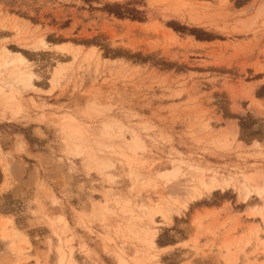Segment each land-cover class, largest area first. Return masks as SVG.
<instances>
[{"label":"rangeland","instance_id":"374dc122","mask_svg":"<svg viewBox=\"0 0 264 264\" xmlns=\"http://www.w3.org/2000/svg\"><path fill=\"white\" fill-rule=\"evenodd\" d=\"M0 264H264V0H0Z\"/></svg>","mask_w":264,"mask_h":264},{"label":"bare ground","instance_id":"6f19581e","mask_svg":"<svg viewBox=\"0 0 264 264\" xmlns=\"http://www.w3.org/2000/svg\"><path fill=\"white\" fill-rule=\"evenodd\" d=\"M43 42H44V41H43ZM43 42H42V43H43ZM44 44H45V42H44ZM20 56H21V55H20ZM20 59H21V58H20ZM25 72H26V71H25ZM29 72H30V71H28V73H29ZM30 73H31V72H30ZM23 75L25 76L26 74H23ZM29 77H31V75L28 74V79H29Z\"/></svg>","mask_w":264,"mask_h":264},{"label":"trees","instance_id":"16d2710c","mask_svg":"<svg viewBox=\"0 0 264 264\" xmlns=\"http://www.w3.org/2000/svg\"><path fill=\"white\" fill-rule=\"evenodd\" d=\"M116 14H119V13L116 12ZM198 38H199V37H198Z\"/></svg>","mask_w":264,"mask_h":264}]
</instances>
